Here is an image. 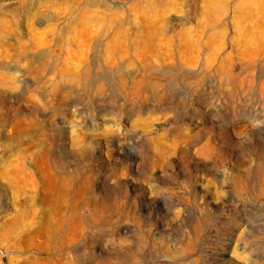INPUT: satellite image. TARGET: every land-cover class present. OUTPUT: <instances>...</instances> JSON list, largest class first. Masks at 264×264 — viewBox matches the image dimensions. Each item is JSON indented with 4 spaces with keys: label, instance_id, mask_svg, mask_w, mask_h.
<instances>
[{
    "label": "rangeland",
    "instance_id": "rangeland-1",
    "mask_svg": "<svg viewBox=\"0 0 264 264\" xmlns=\"http://www.w3.org/2000/svg\"><path fill=\"white\" fill-rule=\"evenodd\" d=\"M0 264H264V0H0Z\"/></svg>",
    "mask_w": 264,
    "mask_h": 264
}]
</instances>
